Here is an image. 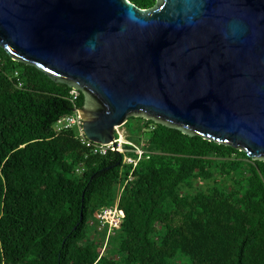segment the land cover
<instances>
[{
	"label": "trees",
	"instance_id": "trees-1",
	"mask_svg": "<svg viewBox=\"0 0 264 264\" xmlns=\"http://www.w3.org/2000/svg\"><path fill=\"white\" fill-rule=\"evenodd\" d=\"M72 89L0 46V264H264V160L134 116L125 153H94L57 129Z\"/></svg>",
	"mask_w": 264,
	"mask_h": 264
},
{
	"label": "water",
	"instance_id": "water-1",
	"mask_svg": "<svg viewBox=\"0 0 264 264\" xmlns=\"http://www.w3.org/2000/svg\"><path fill=\"white\" fill-rule=\"evenodd\" d=\"M0 46L85 95V136L132 116L264 160V0H0Z\"/></svg>",
	"mask_w": 264,
	"mask_h": 264
},
{
	"label": "built area",
	"instance_id": "built-area-1",
	"mask_svg": "<svg viewBox=\"0 0 264 264\" xmlns=\"http://www.w3.org/2000/svg\"><path fill=\"white\" fill-rule=\"evenodd\" d=\"M18 81H19V85L20 87L22 86L23 82L20 80L19 77V72H15L14 75ZM70 95L72 97V101L75 104V101L78 100V97L80 95V91L77 89H72L70 92ZM83 117L80 113V108L77 107V105L75 104V109H74V113L68 116H64L63 118H61L58 123H57V129L58 130H62V129H68V128H76L77 129V133L79 134V137L82 141L83 144H85L86 146L90 147L94 153H99V154H106L109 150H117L120 152L125 153L127 150L125 149L124 145H120L119 140L116 139V142L114 144H101V143H97V142H93L91 140H89L83 131ZM118 142V143H117ZM137 151L139 152L140 156L143 154L142 151H140L139 149H137ZM125 161L126 162H134L133 159H131L129 156L125 157ZM137 162H135L136 164ZM119 200V199H118ZM115 209V211H119V215L117 216L116 220H117V224H109V220H115L114 217L112 216H108L107 218V212L110 210ZM124 216V213L121 209H119L118 207V202H116L115 206H113L112 208H106L104 210L103 215L100 216L101 218V222H107L110 226H118L121 224L122 221V217ZM99 217V215H98Z\"/></svg>",
	"mask_w": 264,
	"mask_h": 264
},
{
	"label": "rangeland",
	"instance_id": "rangeland-1",
	"mask_svg": "<svg viewBox=\"0 0 264 264\" xmlns=\"http://www.w3.org/2000/svg\"><path fill=\"white\" fill-rule=\"evenodd\" d=\"M117 135L119 136L118 137V140L120 139V141H119L120 145H125L127 142H129L128 137H129L130 133L126 129L125 126H122V127L117 128ZM138 149L143 152V149L141 147H139ZM120 190L123 191V188L120 189ZM106 214H107V218H108V216H112V217L115 218V220H112V221L109 220V224L110 225L117 224L116 218L119 215V211H115V209H113V210L108 211Z\"/></svg>",
	"mask_w": 264,
	"mask_h": 264
},
{
	"label": "bare ground",
	"instance_id": "bare-ground-1",
	"mask_svg": "<svg viewBox=\"0 0 264 264\" xmlns=\"http://www.w3.org/2000/svg\"><path fill=\"white\" fill-rule=\"evenodd\" d=\"M119 141H120V139H119ZM122 146V145H121Z\"/></svg>",
	"mask_w": 264,
	"mask_h": 264
}]
</instances>
